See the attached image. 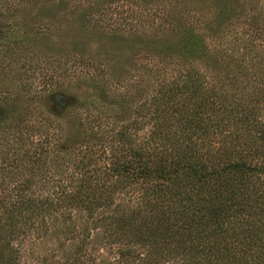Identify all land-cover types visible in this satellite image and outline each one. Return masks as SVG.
Masks as SVG:
<instances>
[{
    "label": "trees",
    "instance_id": "16d2710c",
    "mask_svg": "<svg viewBox=\"0 0 264 264\" xmlns=\"http://www.w3.org/2000/svg\"><path fill=\"white\" fill-rule=\"evenodd\" d=\"M81 67L90 92L77 87L68 129L40 113L30 115L37 124L10 116L0 131V196L10 198L0 264H17L12 240L37 229L61 237L71 256L89 250L92 264L107 247L117 264H264V157L246 140L260 131L259 104L225 99L194 69L132 104ZM8 118L0 105V123Z\"/></svg>",
    "mask_w": 264,
    "mask_h": 264
},
{
    "label": "rangeland",
    "instance_id": "374dc122",
    "mask_svg": "<svg viewBox=\"0 0 264 264\" xmlns=\"http://www.w3.org/2000/svg\"><path fill=\"white\" fill-rule=\"evenodd\" d=\"M200 42L209 50L203 52ZM80 67L83 77L101 80L110 97L125 93L132 104L149 99L160 84L186 70L202 71L225 99L253 98L259 104L260 131L252 130L246 140L259 144V157H264V0H32L11 9L10 0H0V105L9 112L0 131L23 116L37 124L30 115L40 113L58 116L68 129L77 87L90 92L89 80L78 79ZM0 197L3 224L9 220L10 198ZM43 230L13 239L18 251L12 261L92 264L89 250L71 256L68 245L61 247V237ZM78 239L80 245L95 246L92 239ZM2 242L10 245V238ZM134 250L148 254L139 246ZM114 251H100L97 262L117 264ZM7 260L10 264V256Z\"/></svg>",
    "mask_w": 264,
    "mask_h": 264
}]
</instances>
